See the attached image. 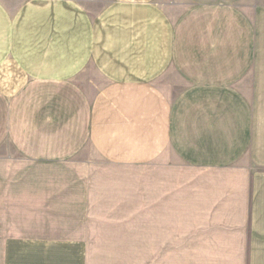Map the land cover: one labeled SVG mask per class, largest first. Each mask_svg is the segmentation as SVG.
<instances>
[{"label": "crops", "instance_id": "obj_1", "mask_svg": "<svg viewBox=\"0 0 264 264\" xmlns=\"http://www.w3.org/2000/svg\"><path fill=\"white\" fill-rule=\"evenodd\" d=\"M108 218L264 264V0H0V264H93Z\"/></svg>", "mask_w": 264, "mask_h": 264}, {"label": "rangeland", "instance_id": "obj_2", "mask_svg": "<svg viewBox=\"0 0 264 264\" xmlns=\"http://www.w3.org/2000/svg\"><path fill=\"white\" fill-rule=\"evenodd\" d=\"M109 206L126 210L119 213L106 211L103 213L104 215H139L136 213L137 203L135 201L125 205L113 204ZM145 215L147 216V212ZM153 231L152 219H97L89 242L90 261L93 264H116L119 262L135 264V261L141 260L145 264H151L156 258L180 259L181 261L186 259L185 252H155L153 250Z\"/></svg>", "mask_w": 264, "mask_h": 264}]
</instances>
